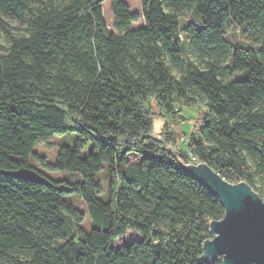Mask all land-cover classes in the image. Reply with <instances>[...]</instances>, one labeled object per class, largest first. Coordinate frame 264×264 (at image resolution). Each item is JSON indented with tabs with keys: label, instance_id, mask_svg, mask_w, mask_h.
<instances>
[{
	"label": "trees",
	"instance_id": "obj_1",
	"mask_svg": "<svg viewBox=\"0 0 264 264\" xmlns=\"http://www.w3.org/2000/svg\"><path fill=\"white\" fill-rule=\"evenodd\" d=\"M104 1L0 0L9 37L0 51V257L223 264L202 254L224 206L182 164L189 151L264 200V0H141L140 14L110 0L114 30ZM183 7L200 22L181 20ZM9 14L25 33L9 31ZM229 22L244 30L229 36ZM202 101L199 132L181 147L182 108ZM68 132L78 139L61 144L54 162L68 176L54 179L31 157L40 158L38 141ZM74 195L87 205L88 228L66 205ZM129 230L140 238L115 246Z\"/></svg>",
	"mask_w": 264,
	"mask_h": 264
},
{
	"label": "water",
	"instance_id": "obj_2",
	"mask_svg": "<svg viewBox=\"0 0 264 264\" xmlns=\"http://www.w3.org/2000/svg\"><path fill=\"white\" fill-rule=\"evenodd\" d=\"M224 206L221 219L209 222L202 257L223 264H264V200L247 182H232L205 162L182 164ZM33 175L30 173H23Z\"/></svg>",
	"mask_w": 264,
	"mask_h": 264
},
{
	"label": "rangeland",
	"instance_id": "obj_3",
	"mask_svg": "<svg viewBox=\"0 0 264 264\" xmlns=\"http://www.w3.org/2000/svg\"><path fill=\"white\" fill-rule=\"evenodd\" d=\"M129 7L132 10L137 11L139 14L142 11L141 8V0H125ZM103 13L104 18L107 27L110 30H114L113 26V16L110 9V0H105L103 3ZM180 18L183 21H189V20H196L197 22H200V16H198L196 13L192 12L191 8L183 7L180 10ZM5 20L8 22L9 31L12 34H22L25 33V28L27 27V24L22 22L20 18H18L15 15L9 14L5 17ZM143 24V18L140 15L138 20L134 21L131 26L132 27H138ZM244 27L238 24H234L232 22H229L226 28V34L229 36H235L239 35V31H243ZM248 32H242L241 33V39L244 41H251V37ZM9 44V37L8 34L0 27V51H4L5 47ZM194 59L197 60L198 64L203 67L205 65L206 57H198ZM173 72L176 76L180 74L179 70L177 68L173 69ZM227 78V77H226ZM199 108L205 109L206 104L205 101H202L198 103L196 106H184L182 108V114L186 118L185 121L178 126L176 129L180 130L181 132V138L179 139V145L181 147H186V144L190 138V135L192 133H198L200 126L196 124ZM155 125L158 124V121H155ZM78 139V135L75 132H68L65 134H52L50 138L47 140H40L35 145V152L40 157L32 156L31 157V164L37 165L39 168H41L44 172H46L49 176H51L54 179H63L68 176V172L65 170H58L54 168V162L56 158V154L58 151V148L61 144H73ZM187 155L190 157V161L185 164H191L195 165L198 164L199 161L196 160L194 157L191 156L190 152H187ZM132 160H138L137 157L131 156ZM23 173H30L35 174L33 170H27L22 169ZM100 184L103 185V180H100ZM103 190H100V193H102ZM66 205L70 208H73L71 211V214L73 216V219L75 222L80 223L84 225L86 228H88V224L90 221V218L88 216V208L85 202H83L78 196H70L67 199ZM140 235L135 231H127L124 235L117 238L114 241L115 246H123L129 244L134 239H139ZM21 256H28L29 253L27 252H18ZM219 257V256H218ZM217 258V257H216ZM0 264H6L5 259L0 257Z\"/></svg>",
	"mask_w": 264,
	"mask_h": 264
}]
</instances>
